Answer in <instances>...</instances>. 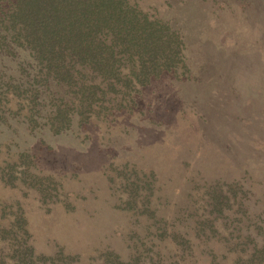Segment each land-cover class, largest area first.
Listing matches in <instances>:
<instances>
[{
	"label": "rangeland",
	"instance_id": "obj_1",
	"mask_svg": "<svg viewBox=\"0 0 264 264\" xmlns=\"http://www.w3.org/2000/svg\"><path fill=\"white\" fill-rule=\"evenodd\" d=\"M130 1L181 60L59 132L0 57V264H264V0Z\"/></svg>",
	"mask_w": 264,
	"mask_h": 264
},
{
	"label": "trees",
	"instance_id": "obj_2",
	"mask_svg": "<svg viewBox=\"0 0 264 264\" xmlns=\"http://www.w3.org/2000/svg\"><path fill=\"white\" fill-rule=\"evenodd\" d=\"M181 48L177 31L130 0H0V57L24 54L11 64L19 77L5 82L31 75L59 93L47 116L53 132L70 123L67 105L79 115L107 95L122 100L176 66ZM24 251L31 259L32 247Z\"/></svg>",
	"mask_w": 264,
	"mask_h": 264
}]
</instances>
